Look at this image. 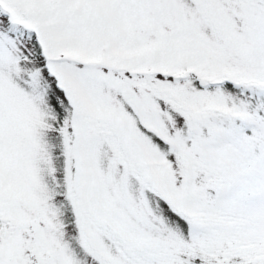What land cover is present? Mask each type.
Masks as SVG:
<instances>
[{"label": "snow or ice", "instance_id": "snow-or-ice-1", "mask_svg": "<svg viewBox=\"0 0 264 264\" xmlns=\"http://www.w3.org/2000/svg\"><path fill=\"white\" fill-rule=\"evenodd\" d=\"M0 264H264V0H0Z\"/></svg>", "mask_w": 264, "mask_h": 264}]
</instances>
